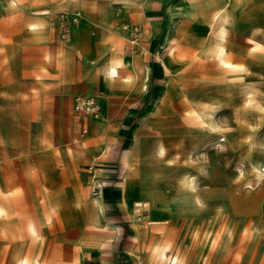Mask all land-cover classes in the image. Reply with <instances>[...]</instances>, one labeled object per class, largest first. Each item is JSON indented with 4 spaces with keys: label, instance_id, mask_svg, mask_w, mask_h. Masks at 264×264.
Segmentation results:
<instances>
[{
    "label": "rangeland",
    "instance_id": "374dc122",
    "mask_svg": "<svg viewBox=\"0 0 264 264\" xmlns=\"http://www.w3.org/2000/svg\"><path fill=\"white\" fill-rule=\"evenodd\" d=\"M22 1L27 8L8 11V26L0 33L15 34L22 24L38 45L0 42V57L8 51L25 69L39 62L40 85H0V264H19L28 255L39 260L36 264H74L94 247L107 257L117 248L122 221L138 227L136 240L144 246L136 244L126 261H133L135 252L141 264H264V0H232L228 44L233 62L249 72L233 81L215 58L203 56L199 20L190 14L188 0H155L168 18L164 26L169 22L180 31L182 25L183 37L174 46L177 56L166 53L167 46L157 50L168 66L160 75L163 86L187 92L191 101H217L232 86L234 99L216 115L227 130L215 137L173 95L161 111L163 94L155 106H141L136 114L140 93L103 101L99 72L110 53L94 56L91 42L99 39L103 47L119 37L128 59L139 56L147 40L140 0L128 5L89 0L88 7L93 2L97 9L88 11L81 0ZM41 9L50 12L52 36L27 29L31 11ZM76 11L82 13L77 24L72 21ZM62 24L70 29L68 37L61 34ZM78 34L87 40L83 47ZM49 51L63 54L66 64L47 61ZM1 62L0 70L6 67ZM142 79L134 83L135 91L142 90ZM78 93L98 96V119L76 115ZM249 94L256 101L246 102ZM247 136H253L252 144ZM159 139L166 154L157 159L152 152ZM93 143L105 144V153L89 151ZM186 180H193L195 188ZM122 184L129 185L130 207L122 202ZM137 202L145 204V215ZM93 221L98 226H89ZM29 225L38 229L39 240L26 234ZM141 228L151 232L146 244ZM86 229L89 234L100 231L95 243L86 244Z\"/></svg>",
    "mask_w": 264,
    "mask_h": 264
},
{
    "label": "crops",
    "instance_id": "0c3cea01",
    "mask_svg": "<svg viewBox=\"0 0 264 264\" xmlns=\"http://www.w3.org/2000/svg\"><path fill=\"white\" fill-rule=\"evenodd\" d=\"M140 1H141L140 4L141 9L143 11V15H142L143 27L146 30L147 40L144 42L146 44V47L142 46L143 52L139 56L131 55L130 59H128L129 56H127L125 50V42L119 37H112L110 41L111 43L105 44L103 47L99 45L98 43L100 41L99 39H93L97 41L91 42L92 45H95L94 56H99L100 52H103L105 50L109 51L110 55L106 59V62L104 64L105 66L115 65V55L117 53L122 57V59H124L123 62L125 65L121 68V72H120L121 75L118 79H113L109 81L108 79L104 78L103 75H101L103 74V70L99 72L100 73L99 76L103 82V87H104L102 98L104 102H108L112 97L115 99H122L124 97L130 96L133 93H140L138 96L139 99L137 101L138 106H135V108L133 109V111L135 112H132V114H136L140 110L141 106L143 107L155 106L154 100H156L161 94H163L164 96V93L169 86H167V84L163 86V84L165 83H163V79L160 75L162 74V72H166V69H168V67H167V63L164 61V59L161 56L163 52L158 53L157 50L159 47L165 48L166 46H168V38L175 36L179 40L181 37H183L182 25L180 31L179 30L174 31L173 29H171L169 22H168V26H164L165 24L164 19L168 20V18L166 16H163V14L161 13V9L157 6L155 0H140ZM195 1L201 2L206 0H188L187 2H189L191 5L190 14H193L194 11L193 3ZM81 2L83 8L86 11H88L89 8H91L92 10L97 9L96 4L93 2L91 3V6L88 7L89 0H81ZM129 4H133V3H129ZM10 5L8 3V0H0V31L1 32L2 30L5 32L6 30L4 28H7L8 26L7 18L5 17L8 11L10 12L22 11L27 8L25 6L18 5V3L15 0H13ZM28 8L30 9V7ZM234 9H235V4L233 5L230 17L227 23L225 24L227 29V34H226L227 44H228L227 36H228L229 26L231 24V18L233 16ZM188 20L189 19L187 18L186 21ZM198 20H199V25L202 24L199 17ZM23 26L24 25L21 24L19 29L18 26H16L17 32L15 34L8 35V34L0 33V42H5V43H9L12 46L20 47L21 44H23V42L30 41L31 43H33V46H37L38 43L34 41V37L24 33ZM106 30L107 31L109 30L107 29V25H106ZM31 33L35 34L36 36H52L54 34V31L51 28V26H49L48 29L46 31L41 32V34L39 32L38 33L31 32ZM197 38L199 42H203L204 35L199 34ZM76 40L81 44V46L87 42V40L85 39L84 36H82V34H78L76 36ZM208 42L209 39L205 40L204 44ZM119 46H123V48L117 51ZM49 53L50 51L46 55L47 61H49L47 57ZM166 53H167V48H166ZM166 56L168 57V54H166ZM14 59L15 57L12 56V54L8 51H6V54L4 56L0 57V60L3 61L1 63L6 66L5 68H2L0 70V85H6V87L15 86L16 88H18L19 86L21 87L24 84H31V85L35 84L36 86H39L40 85L39 62L33 60L31 64L28 65V67L25 69L22 63L20 64L18 61H14ZM71 65L72 62L70 66ZM123 72L126 73L125 76H122ZM139 75H140L139 80H141V78L143 77L144 80L143 79L142 80L144 81L143 82L144 84L142 90L140 87V90L135 91L134 83L139 81L138 80ZM52 78L53 77L49 79L52 80ZM113 86H117V88L114 87L116 88L114 90ZM79 95L94 96L98 100V96L92 93H78L74 96V102H75V98ZM161 100L163 101V97ZM126 121L129 124L132 123V120H126ZM85 129L88 132V129L87 128ZM104 149H105V144L93 143V146L89 148V151L100 150L103 153H105ZM2 150L4 149L0 147V151ZM100 157L101 156H98L97 159H99ZM124 175H122L121 178ZM91 225H97V223L93 221L89 226ZM137 229L131 228V226H129L126 223V221H122L121 225L117 227V242H116L117 248L115 251H113L112 248H110V251L111 252L113 251L112 254H110L107 257H102L100 254V249L94 247L91 253H89L88 258H83V261H79L78 263L79 264H141L142 259H139L135 252H134L135 259L133 261H126V255H131V253L135 251L136 244L137 246H141V249H143L144 247L142 243H138V241L136 240V236L138 235ZM141 230L146 232V236L143 238V243L146 244L151 240V234H150L151 232H148L147 230H143L142 228ZM85 233L87 236V240H86L87 245H89L90 243H95L94 241L100 236L99 235L100 231L96 234H89L87 233V229H86ZM103 238H104L103 240L104 243H106V245L109 246L111 244L110 243L111 239L109 238V236L105 235L103 236Z\"/></svg>",
    "mask_w": 264,
    "mask_h": 264
},
{
    "label": "bare ground",
    "instance_id": "6f19581e",
    "mask_svg": "<svg viewBox=\"0 0 264 264\" xmlns=\"http://www.w3.org/2000/svg\"><path fill=\"white\" fill-rule=\"evenodd\" d=\"M120 1L124 5H128L129 3L137 4L136 0H120ZM21 3H22L21 5L26 4L22 0H21ZM233 5L234 3H232V0H226L225 2H222V3H218L215 0H206V1H201V2L195 1L193 3V6H194L193 14L196 15L197 18L199 17L202 23L200 24L199 32L202 35L205 34V37L202 43L204 44V41L209 39V42L204 45V48L202 51L203 56L209 57V58L211 57L215 58L219 66H221L222 69L227 73L228 79L230 81L242 78L246 76L247 74H249L245 66L233 62L232 48L231 46L227 44V38H226L227 29H226L225 24L227 23L231 15ZM73 14L75 15V17L76 15H79L82 18V13L80 11H76ZM47 15H49V11L46 9L32 10L31 15L27 21L28 31L34 32V33L39 32L40 34L41 32L46 31L48 27L50 26ZM75 20H77V18H75ZM81 20L82 19H80L79 22H81ZM178 41H179L178 38H176L175 36L168 38L167 53L169 55L177 56L175 54L174 46L176 43H178ZM132 43H135V41H132ZM122 48L123 46H119L117 51L121 50ZM47 57L49 61L51 62L55 60L56 63H58V65L61 67L66 64L65 57L63 54L60 55L53 51H50ZM123 60L124 59H122V57L118 55L117 53L115 55V65L104 66L103 74L101 75H103L104 78L108 80L118 79L120 77L121 68L125 65ZM231 88L232 86L223 90L219 94L220 99L217 101H191L189 100V96L187 92L184 91L183 93H180V90L178 88H175V90H173V88L169 86L164 93L163 101H161V104L157 107V111H161L162 109H164V106L167 105L168 95L170 96L173 95L174 97L176 96L179 99H181L182 103L186 104L189 107V110L187 111L195 115L194 119L199 124L204 125L206 132L210 134L211 136L215 137V134L223 133L225 132V130H227V128H225L220 122H218V120L216 119V115L218 112L222 110V108L225 105L229 103V101L231 102V100L234 99L235 96ZM252 101H256V98L250 95V97L246 99V102L249 103ZM143 129H145V126L143 127ZM246 139L248 140L250 144L253 143V140H254L253 136H247ZM136 144H137V139L134 144L135 148H136ZM153 145H154V148H153L154 151L152 152L153 153L152 155H154V157H157V159H159L166 154V145L163 139L157 140ZM129 167H132V165L130 164ZM96 179H97V176H96ZM96 183L100 186V188H102V182L100 180H97ZM185 185H190L191 189L195 188V183L193 182V180H186ZM127 186L129 185H126V184L121 185V188H122L121 197H122L123 204L126 205L127 207H130L132 197L130 196V193L127 191ZM18 196L19 195H15L14 197H18ZM3 198L4 197L2 195L0 199H3ZM9 198L11 197L9 196ZM136 207L137 209L138 208L140 209L139 212L141 213V215L146 214L147 211L144 208L146 207L144 203L137 202ZM55 208H56V205H52L51 209L54 210ZM25 232L27 235L31 236L33 240L40 239L39 234H38V229H36V227H34L33 225H29V227L25 230ZM38 261L35 257H31L28 255V256L22 257L18 261V263L19 264H36ZM74 264H79V263L76 262Z\"/></svg>",
    "mask_w": 264,
    "mask_h": 264
},
{
    "label": "built area",
    "instance_id": "2783aa9c",
    "mask_svg": "<svg viewBox=\"0 0 264 264\" xmlns=\"http://www.w3.org/2000/svg\"><path fill=\"white\" fill-rule=\"evenodd\" d=\"M75 18H77V20H75ZM80 19L81 17L79 15H76V17L74 15L72 21L77 24ZM61 34L63 37H68L70 35V29L66 24H62ZM74 110L79 117H90L93 119H98L102 111L97 98L87 95H79L75 98ZM84 133H87L86 129H84Z\"/></svg>",
    "mask_w": 264,
    "mask_h": 264
}]
</instances>
